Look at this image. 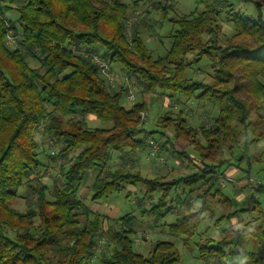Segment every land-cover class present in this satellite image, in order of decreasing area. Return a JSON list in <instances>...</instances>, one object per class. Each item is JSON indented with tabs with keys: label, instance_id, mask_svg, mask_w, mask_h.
<instances>
[{
	"label": "trees",
	"instance_id": "trees-1",
	"mask_svg": "<svg viewBox=\"0 0 264 264\" xmlns=\"http://www.w3.org/2000/svg\"><path fill=\"white\" fill-rule=\"evenodd\" d=\"M153 1L162 8L163 0ZM193 1V12L172 20L178 27L169 34L171 46L157 58L142 37L140 28L151 31L143 21L131 27V38L127 36L130 7L122 0H18L20 28L2 16L0 8V264H84L94 258L104 234L113 244L109 254L103 255V264H181L173 242L157 241L147 257L135 250L132 213L116 221L120 230L103 232L101 215L78 198L80 184L92 171L98 172L91 186L93 201L127 186L143 187L149 196L161 191L157 203L142 211L155 226L173 212L168 203H181L182 196L192 197L199 187L201 193L192 197L197 204L193 211H179L176 221L166 225L172 238L190 240L218 207H231L220 181H232L220 169L225 165L240 168L245 162L251 166L256 159L252 148L264 146V0ZM202 6L204 11L198 13ZM246 6L254 7L252 14ZM222 14L239 39L227 46L218 38ZM8 31L16 40L15 49L5 44ZM203 36L210 37L207 45ZM83 52L120 64L143 93L160 91L168 98L196 99L218 109L211 124L202 123L199 128L191 126L182 112L177 118H161L165 129L173 128L183 149L166 142L159 156L180 161L187 176L149 179L141 172L117 170L103 177L113 153L151 149L155 132L142 129L144 137L133 138L146 105L136 102L129 111L123 108L126 83L111 88ZM189 55L197 56L196 63L207 59L214 73L212 83L186 78ZM27 60L37 67H30ZM87 117L110 127L89 128ZM41 130L58 146L51 158L62 161L59 170L64 182L53 188L42 184L37 175L43 167L36 139ZM188 146L197 157L184 150ZM239 149L242 156L235 164L225 160ZM120 159L124 160L123 154ZM245 178L246 187L264 196L263 186L248 183V175ZM22 190L28 203L25 213L12 207ZM240 211L257 217L223 229L217 242L207 239L198 244L199 259L205 264L213 260L215 264H249V260L264 264V255L236 248L241 241L254 239L264 251V208L253 201L250 209ZM224 219L221 216L216 222ZM235 256L240 263L233 261Z\"/></svg>",
	"mask_w": 264,
	"mask_h": 264
},
{
	"label": "rangeland",
	"instance_id": "rangeland-1",
	"mask_svg": "<svg viewBox=\"0 0 264 264\" xmlns=\"http://www.w3.org/2000/svg\"><path fill=\"white\" fill-rule=\"evenodd\" d=\"M123 2L129 5L128 12V21H127V36L129 38L132 37V31L130 30L133 25H138L142 21L144 24L148 25L151 28V31H146L140 28L142 31V37L144 38L150 52L153 54L155 58L164 56L166 50L171 46V38H169V34L173 29H177L178 26H174L172 24V20H177L178 18L183 19L185 16L189 15L196 9V4L193 0H163L162 8L158 9V5L154 3L153 0H122ZM6 6H10L14 9L7 10ZM18 6V0H0V8L2 11V16L6 19L10 20L11 24L17 28H20L18 23V13L15 8ZM166 7V8H165ZM253 6H246L245 10H249V13H253ZM166 9V11H165ZM204 11V7L202 6L199 9L198 13H202ZM226 12V9H224ZM248 14V13H247ZM1 18V15H0ZM218 22L222 27L221 34L218 36L219 42L223 46H227L233 42H238L239 39L234 37L235 31L233 29V25L231 21L227 18V15L222 14L219 17ZM175 27V28H174ZM13 36V33L10 31L7 32L5 37V44L10 49H15L16 40L13 44L9 41L8 37ZM210 37L203 36L202 41L203 44H208ZM214 39V38H212ZM214 44V43H213ZM101 54L104 52L101 49ZM214 56H218L216 51H213ZM196 55H189L187 60L190 62V65L186 71V78L192 81H204L205 83H212V77L214 75L210 63L207 59L203 58L200 62L196 63L194 60L196 59ZM27 63L30 67L35 68L37 64L32 60H27ZM112 69L124 75V71L122 70V66L118 63L111 64ZM101 77V76H100ZM102 78V77H101ZM264 83V80L261 79ZM124 81H121L122 84ZM132 89L136 97V102L144 103L145 107V119L140 120V124L134 128V139H138L144 137V134L141 130L144 129L146 131H154L155 133L150 137V140L155 137H159V132L161 135L166 137V134H171L174 137L173 128L165 129L162 126L161 118L165 115L170 117L177 118L179 117V113H184V117L189 122L191 126L199 128L202 123L211 124L212 117L218 116V109L212 107L209 104H203L198 102L196 99L186 100L185 98L173 97L168 98V95L162 94L160 91L156 93H143L141 86L134 80L131 81ZM125 100L128 101L127 96ZM67 120V118L65 119ZM87 124L89 128H108L110 127L108 124L98 120L97 118L87 117ZM36 139L38 141V153L40 155V160L43 164V167L39 170L37 175L40 178V182L42 184L47 185L48 187L53 188L54 185L60 186L64 181L60 175V164L62 161L52 159L51 157H55L58 153V149L56 145L51 144L47 135L43 133V131H39L36 135ZM174 140V138H173ZM153 144L158 145L160 147L164 144V139L161 137L152 141ZM188 154H194L192 146H188ZM150 150L147 149L145 151L132 152V150H126L123 152L124 160L121 161L120 165L116 162V164L110 165V167L105 168L102 173L103 177L107 176V173L119 171H127L132 170L133 172H141L144 176L148 178H153V171L158 172L155 176H164L166 180H172L176 177H185L189 173L183 167L180 161H175L171 157L162 156L164 161H158L156 158H152L150 156ZM252 154L257 157L262 158L261 162H256L253 165L249 166L246 162L241 164L240 169H232L236 175L235 178H242L236 183L227 184L226 188L223 187V192L231 199L232 206L231 207H218L215 217L211 219V217H207L204 222H202L200 229L196 236L191 238L188 241H184V239L172 238L167 230L166 225L171 224L176 221L179 217V211L183 214H188L193 211L195 205V201L192 197L186 198L182 196L181 203H168L169 207H174L172 213L168 214L166 218L161 221L158 227H153V223L150 217L146 215H142V209H144L149 201H152V205L149 206L151 208L154 204L157 203L159 197L161 195V191H157L153 196L146 195L143 187H137L138 192H134L135 197H131V200L126 198L128 190H124L118 193L111 195L110 197L103 200H92L93 193L87 188V181L89 180V176L93 172L87 173L80 186V190L78 193V198L89 208L92 210H96L105 215H110L114 212L116 218L123 217L127 214H133L136 217V221L133 224V229L137 232L135 236V244L134 248L137 252L143 254L144 256H149L153 250L154 245L157 241H167L173 242L175 244L178 255L181 258V264H205L204 261L199 259V251L197 248L198 244H204L208 241L207 239H212L214 242L219 241V233L229 227L230 225L240 224L243 225L246 221L251 218L257 217L254 212H237L236 216L233 218H228L234 212L244 209L249 206L251 203L252 197L256 196L255 191L249 187H243L244 181L243 177L246 174H250L252 178L249 179L248 183L258 185V182H263L264 184V146L262 147H253ZM118 154L114 153V158ZM242 156V151L239 149L234 152L233 158L226 155L225 160L232 162V165L236 163V161ZM161 157V156H160ZM148 159V160H147ZM148 162L150 163L148 166ZM255 160V159H254ZM158 165V166H157ZM157 166V167H156ZM133 168V169H132ZM231 168V167H230ZM155 169V170H154ZM229 168L225 165L221 168V171H226ZM169 171V172H168ZM225 188V189H224ZM198 193H201L197 191ZM196 192V193H197ZM21 195L16 198L12 207L21 213H25L28 211V203L25 200V192L20 191ZM196 193L193 196H196ZM133 196V193H132ZM260 202L264 203V196L259 195ZM194 203V204H193ZM113 210V211H112ZM224 215V220L216 222L218 218ZM210 220L214 223L215 227L211 224ZM85 218L81 220V223L84 224ZM151 226V232L148 233L147 229ZM121 224H117V222H102V230L104 233H108L110 230H120ZM163 233H161V232ZM112 241L108 235L104 234L103 237L100 238L99 250L96 252L94 258L92 260L86 261L84 264H103V255L109 254L112 248ZM238 252H251L257 255H264V251L259 245V243L254 239H248L241 241L236 246ZM232 249V248H231ZM239 258L237 256L234 257V262L238 263ZM216 260L210 261L208 264H215ZM247 263L253 264L252 261H248Z\"/></svg>",
	"mask_w": 264,
	"mask_h": 264
},
{
	"label": "crops",
	"instance_id": "crops-1",
	"mask_svg": "<svg viewBox=\"0 0 264 264\" xmlns=\"http://www.w3.org/2000/svg\"><path fill=\"white\" fill-rule=\"evenodd\" d=\"M167 51V50H166ZM167 96V95H166ZM121 106L123 107V108H125L127 111H129V110H131L132 109V107H133V105L129 102V101H127V100H125V98L121 101ZM94 118V117H93ZM149 132H154V131H149ZM162 132V131H161ZM161 132H159V137H155V136H153V138L150 140V142L151 143H153L152 141H154V140H156V139H159L160 137L162 138V139H164V142L166 143V142H169L171 145H174L175 144V147H176V149H178V150H182L183 149V146L180 144V143H178L176 140H175V137H172V135L171 134H166V137L165 136H163V135H161ZM173 138H174V140H173ZM188 147H186L184 150L185 151H188ZM193 152L195 153V155L194 154H191L192 156H195V157H197L198 156V154H197V152L196 151H194L193 150ZM114 154V153H113ZM113 154H112V164L114 165V164H116V162L120 165V163H121V159H120V157H121V155L122 154H120V153H116V154H118L115 158H114V156H113ZM166 157H168V156H166ZM148 160V159H147ZM175 160V159H174ZM175 161H178V160H175ZM262 161V158H261V156L260 157H257V159H255L253 162H252V164L251 165H253L254 163H258V162H261ZM150 162V161H149ZM148 162V164L147 165H143L142 164V160H141V164H142V166H148L149 167V165H150V163ZM158 166V165H157ZM156 166V167H157ZM184 167V166H183ZM185 168V167H184ZM133 169V168H132ZM186 169V168H185ZM232 169H234V170H236V169H240V168H237L236 166H232L231 168H229L228 170H226V175H227V177L232 181V183H236V181H239L240 179H242V178H235V179H233L234 178V176L236 175L233 171H231ZM155 170V169H154ZM187 170V169H186ZM93 173H91L90 174V176H89V180L87 181V188H89L90 189V191H91V186H92V184H93V182H94V180H95V178H96V176L98 175V172L97 171H92ZM169 172V171H168ZM156 173H158V172H154L153 171V178H149V179H154V178H157V177H163L164 178V176H161V175H159V176H155L156 175ZM155 174V175H154ZM246 175H248L250 178H252L251 177V175L250 174H246ZM246 175L243 177V181H244V184H242V185H244L243 187H246V185H247V179L245 178L246 177ZM146 177V176H145ZM180 177V176H179ZM148 178V177H147ZM176 178H178V177H176ZM83 181H84V179H83ZM82 181V182H83ZM231 183V184H232ZM258 183H260V185L261 186H263L264 187V184H263V182H258ZM82 184V183H81ZM81 184H80V186H81ZM254 185V184H253ZM80 186H79V190H80ZM196 188V187H195ZM226 188V187H225ZM224 188V189H225ZM247 188V187H246ZM249 188H251V186L249 187ZM198 189H199V187L197 188V191H198ZM126 190H128V192H130V193H133V196H132V194H131V197H135V195L136 194H134V192H138V189H137V187H135V186H127V188H126ZM131 190H134V192L133 191H131ZM196 191V192H197ZM127 192V193H128ZM195 192V193H196ZM78 193H79V191H78ZM224 193V192H223ZM199 193L197 192L196 193V196L198 195ZM224 195H225V197H227L228 199H229V201H230V203H231V206H232V201H231V199L224 193ZM195 196V197H196ZM192 197H194V196H192ZM126 198L128 199V200H131V198L130 197H127V195H126ZM253 201H256V202H259L261 205H262V207L264 208V203H262V202H260V200H259V195H257L256 194V196H253L252 197V200H251V203L249 204V206L248 207H246V208H244V210H248V209H250L251 208V205H252V202ZM195 203V205H197L196 204V202H194ZM193 203V204H194ZM153 203H152V201H149V204L144 208V209H149V206L150 205H152ZM229 208V207H228ZM144 209H142V211L144 210ZM92 212H94V213H98L99 215H101V217H102V219H103V221H109V222H112V221H114V222H116V221H119V219H121V217L120 218H116V216H115V214H114V212L112 213V214H110L109 216L108 215H105V214H102L101 212H98V211H96V210H92V209H90ZM241 210V209H240ZM240 210H238V211H240ZM113 211V210H112ZM217 211V210H216ZM216 213V212H215ZM142 215H145V214H142ZM146 216H148V215H146ZM224 216V215H223ZM149 217V216H148ZM208 217H211V219L212 218H214L215 217V214L214 215H210V216H208ZM234 217V216H233ZM232 217V218H233ZM152 220V219H151ZM213 220V219H212ZM136 221V220H135ZM217 221V220H216ZM244 221H246V220H244ZM152 223H153V227H158V225L157 226H155L154 225V222L152 221ZM210 225L212 224L214 227H215V225H214V223L210 220ZM134 224V223H133ZM133 224H132V229H133ZM152 228H151V226H150V228H148L147 229V231H148V233H150L152 230H151ZM138 232V231H137ZM161 232V231H160ZM161 233H163V232H161ZM221 236H222V231L219 233V237L221 238ZM210 240V239H209ZM212 240V239H211ZM170 242V241H169ZM238 263H240V261L238 262Z\"/></svg>",
	"mask_w": 264,
	"mask_h": 264
},
{
	"label": "built area",
	"instance_id": "built-area-1",
	"mask_svg": "<svg viewBox=\"0 0 264 264\" xmlns=\"http://www.w3.org/2000/svg\"><path fill=\"white\" fill-rule=\"evenodd\" d=\"M8 39L13 44L15 43V39L13 38V36L8 37ZM83 56L89 58L94 64H96L98 66L102 77L106 80L107 84L111 88L117 87L118 85H120L121 81H124L126 83L127 89H128V93H127L128 101L132 105H134L136 103V101H135L136 97H135V94H134L133 89H132V83L128 79V77L125 76V74L121 75V74L115 72L112 69L111 64L108 61H106L101 55H95V54L83 52ZM141 119H145V113L141 114ZM159 150H160V147H158V145L152 143V148L150 150V156L152 158H155V159L157 158L158 161H164V159L159 156ZM225 182L226 181L223 178H221L220 186L225 187L226 186ZM257 184L260 185V183H257Z\"/></svg>",
	"mask_w": 264,
	"mask_h": 264
}]
</instances>
